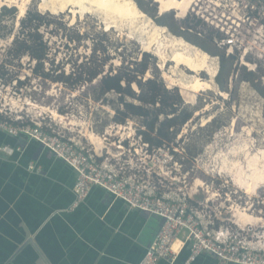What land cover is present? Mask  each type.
<instances>
[{"label":"rangeland","instance_id":"374dc122","mask_svg":"<svg viewBox=\"0 0 264 264\" xmlns=\"http://www.w3.org/2000/svg\"><path fill=\"white\" fill-rule=\"evenodd\" d=\"M134 1L147 16L136 22L117 20L112 29L105 28L107 23L99 13L79 14L71 24L69 10L51 13L53 0L43 7L41 0L29 3L26 13L39 11L68 28L58 29L53 23L42 33L57 50L56 63L70 77L69 84L35 76L27 57L21 61L22 67L16 59L2 66L21 26L19 20L25 16L20 17L18 12L13 17L0 7V117L26 123L47 121L92 150L96 147L87 134L93 132L105 146L104 155L108 150L121 163L131 162L142 172L149 170L154 178L160 174L168 191H179L193 202L207 205V213L214 215L219 226L241 232L247 243L264 244V0H196L185 17L176 16L175 11L161 13L155 0ZM187 24L197 26L198 33L186 29ZM155 25L167 29L164 37H182L209 53L210 63L219 68L218 73L222 69L214 78L213 88L186 98L180 87L164 78L160 58L144 50ZM233 33L237 40L234 53L229 45L211 40L218 34L230 38ZM223 52L225 60L221 58ZM142 63L147 70L138 75ZM97 67L104 74L136 76L131 88L137 95L148 90V80L160 85L162 91L169 90L162 92L165 107L126 98L128 103L143 105L150 121L183 116L186 110L193 113L186 123L176 127L172 140V151L182 157L181 163L167 147L151 149L143 143L137 132L143 117H130L125 123L116 121L113 106L123 108L117 94L103 96L110 104L94 100L99 95L98 82L90 84L82 78ZM172 67L169 62L165 68L172 71ZM249 71L263 75L251 82L244 78ZM15 76L23 81L21 86L16 79L9 81ZM201 76L210 80L206 72ZM174 78L189 82L193 74L180 67ZM142 94L148 96L147 91ZM56 113L60 118H54ZM213 118L216 122L212 124ZM197 180L203 185H198ZM236 209L250 215L243 226L235 221Z\"/></svg>","mask_w":264,"mask_h":264},{"label":"crops","instance_id":"0c3cea01","mask_svg":"<svg viewBox=\"0 0 264 264\" xmlns=\"http://www.w3.org/2000/svg\"><path fill=\"white\" fill-rule=\"evenodd\" d=\"M3 146L21 150L9 155ZM75 181V170L42 143L0 129V264L141 263L162 219L100 187L70 210ZM192 264L235 263L205 252Z\"/></svg>","mask_w":264,"mask_h":264},{"label":"built area","instance_id":"2783aa9c","mask_svg":"<svg viewBox=\"0 0 264 264\" xmlns=\"http://www.w3.org/2000/svg\"><path fill=\"white\" fill-rule=\"evenodd\" d=\"M232 22L236 24L235 20ZM235 35L219 41L220 45H229L232 53L237 43ZM0 129L39 141L75 170V200L70 210L83 204L94 187H100L124 201L129 208L160 217V229L140 264H158L162 259L171 264H192L205 252L216 255L225 263L264 264V244L259 241L247 243L241 232L219 226L214 215L207 213V205L193 202L179 191H168L160 174L154 178L149 170L142 172L131 162L121 163V159L115 156L114 159L108 150L107 156L100 154L47 121L26 123L0 117ZM144 144L149 147L148 143ZM20 150V147L11 146L1 148L9 155ZM30 167L35 166L31 164ZM186 246H189V255L184 262H179Z\"/></svg>","mask_w":264,"mask_h":264},{"label":"trees","instance_id":"16d2710c","mask_svg":"<svg viewBox=\"0 0 264 264\" xmlns=\"http://www.w3.org/2000/svg\"><path fill=\"white\" fill-rule=\"evenodd\" d=\"M3 9L6 14H10L13 17L19 12L18 8L15 6L8 7L5 5L3 6ZM53 23L56 24L58 29H68L66 25L62 24V22L58 23L54 19H47V17L39 11L28 10L25 17L21 19L19 31L14 36L11 46L8 49L6 60H4L2 66L4 67L9 64L10 59H16L18 61L20 60V66L22 67L21 61L27 57L29 58L32 72L35 76L52 82L69 84L70 77L65 75L64 70L61 69L60 63H56L57 50H53L51 45L52 43L49 39H46L42 33L43 28H48V26ZM185 28L196 32V34L198 33L197 26L187 24ZM222 39L223 37L221 34L211 38V40L215 41L217 44ZM225 55V52L221 55L223 60L226 59ZM229 57L232 59L235 58L234 55L232 56L231 54H229ZM146 70L147 65L142 63L141 68L138 70V75L145 74ZM221 72L222 69H220L218 75L221 74ZM260 75H263V72H258V74H256L253 71H249L246 72L244 78L253 82L258 79ZM15 79L17 82H20V86L23 84V81L16 76L12 77L9 81H13ZM134 79H136V76L123 75L120 72H117L116 74H104L103 69L101 67H97L88 70L85 78H82V81L90 84L95 80L98 82L99 86L97 91L99 92V95L98 97L95 96L94 100H102L103 103L110 104V102L103 96L111 92L117 94L119 97L118 101H120L123 108L113 106L115 109L114 118L116 121L125 123L130 117H143V120L141 121L142 127L137 129L142 141L144 143H148L149 148L151 149L167 147L174 156H177L176 160L181 163L182 157L178 154V152L172 151L173 144H175L172 143V140L175 137L174 134L177 132L176 127H181L184 123H186L190 118H192L193 113L186 110L183 116H171L160 122H158V116L156 117L157 120H148L147 114H144L143 112L146 111L143 105L148 103L155 105L158 103L165 107L166 105L163 101L162 92L169 93V90L165 88V90L162 91V87L160 85L158 86L156 82L148 80L145 83L148 90L143 89L141 90V93L137 95L131 88V84ZM124 83L126 86H123ZM222 89L225 88L222 86ZM144 91H147L148 96H144V94H142ZM126 98H136L143 103V105L139 106L128 103ZM179 101H181L180 98ZM124 108H126V110H124ZM133 109H137V111H134ZM215 122L216 118H213L211 123L213 124ZM183 149L185 150V147H183Z\"/></svg>","mask_w":264,"mask_h":264},{"label":"bare ground","instance_id":"6f19581e","mask_svg":"<svg viewBox=\"0 0 264 264\" xmlns=\"http://www.w3.org/2000/svg\"><path fill=\"white\" fill-rule=\"evenodd\" d=\"M31 1L32 0H0V7L5 5L15 6L19 8L20 17H23L25 16L26 10ZM47 1L48 0H41L40 6L43 7ZM195 1L196 0H155V2L159 5L161 13L175 11L176 16L178 17H185L194 5ZM138 6L139 5H137L134 0H53L51 13L57 14L58 12L69 10L72 14L71 24L76 21L79 14H89L92 12L99 13L107 23V27H104L112 29L117 20L136 22L140 18L146 17V13ZM166 30L165 27L155 25L153 32L148 38L149 40L144 44L145 51H151L160 58L161 68L164 70V78L170 83L180 87L182 95L186 98H189L191 95H195L201 90L204 91L206 88H213L211 86L214 78L218 74L219 68L210 63L211 56L209 53L190 45L182 37H166V35L164 37L163 32ZM169 62L173 64L172 71H167L165 68ZM180 67H184L192 72L193 79L191 81H178L174 78V75L178 73V69ZM202 72H206V74L210 76V80L203 79L201 76ZM186 73L188 74V72ZM221 94L225 95L227 93L221 91ZM57 114L58 113L55 115L53 114L54 118L59 117ZM87 137L91 141L92 145H94V148L96 147L95 151L101 153L105 148V146L102 147L103 142H101V139L93 132H89ZM197 184L203 185V182L197 180ZM235 211V221L243 226L247 223L250 215L244 211H239L238 209Z\"/></svg>","mask_w":264,"mask_h":264},{"label":"water","instance_id":"95a60500","mask_svg":"<svg viewBox=\"0 0 264 264\" xmlns=\"http://www.w3.org/2000/svg\"><path fill=\"white\" fill-rule=\"evenodd\" d=\"M19 22H21V21H19ZM14 38V37H13Z\"/></svg>","mask_w":264,"mask_h":264}]
</instances>
